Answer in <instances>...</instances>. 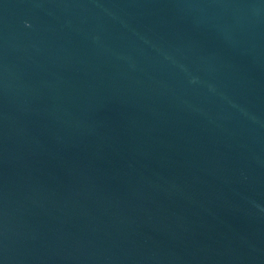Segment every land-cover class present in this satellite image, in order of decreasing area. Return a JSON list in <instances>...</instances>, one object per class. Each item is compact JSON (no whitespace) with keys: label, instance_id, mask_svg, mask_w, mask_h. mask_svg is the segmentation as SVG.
Here are the masks:
<instances>
[{"label":"water","instance_id":"1","mask_svg":"<svg viewBox=\"0 0 264 264\" xmlns=\"http://www.w3.org/2000/svg\"><path fill=\"white\" fill-rule=\"evenodd\" d=\"M0 264H264V0H0Z\"/></svg>","mask_w":264,"mask_h":264}]
</instances>
